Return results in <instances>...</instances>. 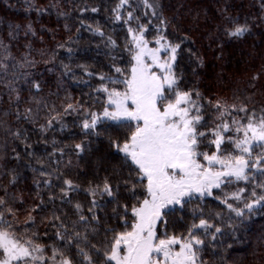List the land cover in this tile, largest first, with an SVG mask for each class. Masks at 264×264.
<instances>
[{"label": "snow or ice", "instance_id": "6c2138e0", "mask_svg": "<svg viewBox=\"0 0 264 264\" xmlns=\"http://www.w3.org/2000/svg\"><path fill=\"white\" fill-rule=\"evenodd\" d=\"M163 7L162 0H117L110 19L124 31L122 43L80 20L102 47H81L80 29L57 44L69 62L57 60L56 50L45 61L52 65L45 71L59 69L57 91L47 96L40 95L43 73L29 71L37 62L29 53L17 60L0 38V81L15 105L4 115L14 113L19 124L0 127L21 147L7 157L16 167L0 171L9 177L0 182V264H213L207 255L228 264L221 252L245 244L253 219L264 218V105L193 86L181 63L186 57L200 67L203 60ZM77 8L81 15L101 12ZM222 20L225 43L251 34L247 19L241 23L227 9ZM105 56L107 71L79 62ZM22 90L31 105L23 109ZM69 119L79 132L68 134L82 139L66 144L55 135L68 131ZM33 144L43 145V155ZM22 161L33 173L31 203L16 190L27 179L18 171ZM81 161L88 171L81 172ZM73 172L93 179L84 187Z\"/></svg>", "mask_w": 264, "mask_h": 264}, {"label": "trees", "instance_id": "16d2710c", "mask_svg": "<svg viewBox=\"0 0 264 264\" xmlns=\"http://www.w3.org/2000/svg\"><path fill=\"white\" fill-rule=\"evenodd\" d=\"M116 2L117 0H0V38L11 45L12 56L17 60H22L24 54L29 53V58L37 62L35 67L29 71L43 73V91L40 95L47 96L49 92L57 91L59 69L52 72L45 71L46 67L52 66L51 63L46 65L45 61H48L53 51L56 50L57 60L69 62L65 49L57 50V44L64 43L70 36L75 39L77 29H80L82 35L78 44L81 47L97 45L102 47L101 38L93 36L85 28H80V20L93 26L98 23L106 33L117 39L118 43H122L124 31L121 26L113 24L110 19L111 8ZM85 4L90 7L101 6V12L99 14H79L77 6L83 7ZM162 4L166 17L170 20L174 16L178 17V20H172L173 26L179 28L180 35L191 37L193 43L188 44L187 47H191L196 56L203 60V65L200 67H197L194 62L189 65L186 57L181 63L185 75L193 86L199 87L205 95H218L231 100L233 93L237 92L241 98L245 95L251 96V103L257 106L264 105V22H262L264 0H162ZM38 9H46V11H38ZM225 9L229 14L238 16L241 23L247 19L252 25L251 34L240 40H229L225 43L227 38L218 28L223 23L222 16ZM60 12H66L69 15L60 16ZM65 24L69 26L70 31L65 29ZM17 25L18 29H16ZM28 25H31L32 31L28 30ZM10 31H13L15 36L11 40L8 35ZM27 45H31V48L29 49ZM66 47H74V45H66ZM107 60L108 57L105 56L101 58L100 63L83 59L79 62H87L91 67L107 71L108 69L103 67ZM190 69H195V75ZM257 73H260L259 80L255 82L254 88L250 87L251 77ZM37 79L40 77L37 76ZM65 87L74 97L81 96L80 89L67 82H65ZM83 91L87 92L88 89L84 88ZM28 95L27 91H21L24 101L19 105L21 109L31 106L27 104ZM0 97H2L0 99V121L6 122L13 128L18 127L14 113L4 115L6 110L12 112L15 105L10 103L3 81H0ZM39 122L43 123V119ZM67 123L69 124L68 131L56 134V140L66 144L79 142L82 136L68 134L69 132L78 133L79 129L73 125L71 119ZM24 127H30V125L25 124ZM51 135L52 133H49L45 139L50 138ZM37 139H39L38 136L32 135V140ZM13 147L21 151V147L10 138L6 140L3 128L0 127V171L16 167V161L7 159L12 155ZM33 148L37 154L43 155L42 144H33ZM48 151H51L50 146ZM22 165L23 161L18 171H21L27 179L20 183L16 190L31 203L34 197V190L31 187L33 173L23 168ZM88 170V164L81 161V172ZM72 177L78 179L84 187L87 186V180L93 179L91 175L77 176L75 172ZM8 178V176L0 175V182L6 184ZM77 198L82 201L85 199L82 193L77 194ZM249 228L245 244H233L232 248L221 252L228 264H264V218L255 217ZM229 243L232 242L229 241ZM205 258L213 264H218L219 256L207 255Z\"/></svg>", "mask_w": 264, "mask_h": 264}]
</instances>
